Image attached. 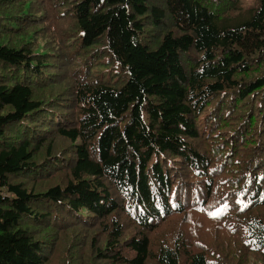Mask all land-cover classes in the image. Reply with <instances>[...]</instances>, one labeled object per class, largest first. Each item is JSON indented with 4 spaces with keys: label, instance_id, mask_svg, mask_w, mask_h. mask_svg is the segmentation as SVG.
Instances as JSON below:
<instances>
[{
    "label": "trees",
    "instance_id": "trees-1",
    "mask_svg": "<svg viewBox=\"0 0 264 264\" xmlns=\"http://www.w3.org/2000/svg\"><path fill=\"white\" fill-rule=\"evenodd\" d=\"M0 264H264V0H0Z\"/></svg>",
    "mask_w": 264,
    "mask_h": 264
}]
</instances>
